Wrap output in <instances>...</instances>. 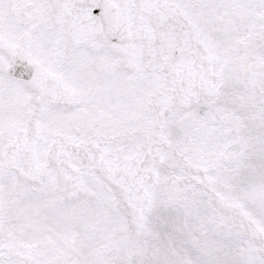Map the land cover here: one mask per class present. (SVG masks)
<instances>
[{
  "label": "snow or ice",
  "instance_id": "obj_1",
  "mask_svg": "<svg viewBox=\"0 0 264 264\" xmlns=\"http://www.w3.org/2000/svg\"><path fill=\"white\" fill-rule=\"evenodd\" d=\"M0 264H264V0H0Z\"/></svg>",
  "mask_w": 264,
  "mask_h": 264
}]
</instances>
